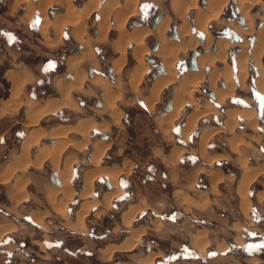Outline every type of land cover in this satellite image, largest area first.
<instances>
[{"label":"crops","instance_id":"0c3cea01","mask_svg":"<svg viewBox=\"0 0 264 264\" xmlns=\"http://www.w3.org/2000/svg\"><path fill=\"white\" fill-rule=\"evenodd\" d=\"M32 1L36 3L37 6H31L28 3H20L15 5V2L12 1L9 5L0 10V122L1 124L5 123L3 128L0 130V140L3 136L7 138L8 134L12 135L15 131V126L16 129L18 128L16 124L26 127L17 143L12 144L9 146V148H7V151H9V158L0 166V185L6 187L5 196L8 201L7 203L11 206H15L16 202L18 201L24 202L25 200L29 199H39L41 201H46V204L44 205L37 204L31 206L26 216H28V218H30V220H32L34 223H36V221H34L35 219H40V225L49 223V221H51V223L59 227L61 236L66 234L65 239H63V241L59 240L55 244V247H58L59 249L64 248V254H67L69 258L62 257L63 259H61V257L57 255V261L52 264H150L148 261L150 258H152L151 264H155V262H163V264H201L199 260H201L202 257L211 259L204 264H239L241 256L234 252V249L237 248H243L247 250V256H245L246 259H257L258 251L256 250L264 249V209L259 214L261 217L260 220L251 216V206L248 210V215H245L240 208L241 198L236 190L242 173L241 161L243 159L241 156L242 153L247 152L249 147L244 143V138H246L247 135L256 136L257 134L251 130L250 127V131L240 130L238 125L239 121L248 120L247 117L241 116L239 114L240 110L247 109L253 110L255 112L257 111L258 116L264 118L262 114L264 97H262L260 91H256L258 94H260L262 100L261 105H258L256 110L246 102L241 105H237L232 102L229 103V100L233 95V90L231 93H229V88L232 85L231 83L226 82H229L230 80H224L220 75L214 77L217 75V72H222L227 69L225 62L223 63L222 61L218 60V62L222 63L220 68L212 67L209 70H205V72L201 69V67H204L205 65H213L217 61L216 60L213 62L206 59L215 55L218 50L216 41L223 39L222 37H216L214 39V51L205 52L203 55L196 53V67L193 69H185L180 74H177L175 65L173 66L174 68L172 67V69L169 70L165 64V57L167 58L173 51L176 57L173 60L175 63L179 52L184 53L188 50H193L197 43H200V40H198L195 35L191 34L197 39V42L194 46L183 48L182 45H179L180 43L186 45L190 36L189 32L187 35L183 36L178 33L179 14L182 13L186 19L185 11L188 8L197 9L194 15L195 24V17L198 10L204 9L206 6L204 8H200L198 0H168L167 3L157 0L159 2L158 10H160L159 20L157 22H153V25L142 23L127 27L128 20L140 13L139 0H133V2L132 0H83L80 7L75 6V4H72L71 2H66L64 4V9L61 12L53 16H48V18L45 17L43 11H47V9L51 6L49 0ZM99 1L100 3L98 5ZM175 1L179 3L177 6L173 4ZM194 2L197 5L196 8L193 4ZM21 5H23V7H20ZM31 7H33L32 12L39 15L36 30L39 40H41L45 46L55 47L59 45L61 33L65 27H68L69 29L68 31L71 41L79 44V48L76 50V52H69L63 56V66L66 72L65 76H60L61 74H55L51 80H45L42 77H39L36 74L37 72L31 68L28 60L25 58L24 53L29 52V50L25 51L14 46L15 41L18 40L19 37V34L15 31L16 17L23 16L26 23H28L30 19L26 18L24 14L29 13ZM126 7L128 9H126ZM73 9L77 10V12H81L85 9L87 10V13L81 18H77L75 15L71 16ZM95 10L99 12V18L94 23L96 31L94 33H89L87 32V18ZM115 14L116 20L122 14L123 16L125 15L124 37V33L120 35L121 32H124V30H119L116 25L117 23H114L116 22L114 18ZM70 16L71 18L75 17L76 19L72 18L71 20L69 19ZM181 20H183L182 17ZM163 22L166 25L163 33L161 34L157 28L159 24ZM172 22L175 25V36L166 37V30ZM185 22V28L189 30L190 26L188 27V21ZM60 23L62 28L61 33L58 34L57 25L59 26ZM106 23L107 26L104 25ZM206 24L207 21L205 25ZM76 25L79 28H77ZM195 27L198 29L196 24ZM78 29L79 31H77ZM111 29L114 30V36L109 38L108 33ZM49 30L52 32V34H50ZM200 32L201 35H203V40H201V42L205 44L207 35L209 38L211 37L209 34H205L202 31ZM139 34H142L143 37L138 40L135 39L134 35L137 36ZM151 35L156 38L157 47L155 50L152 48L150 49H152L153 52L157 53L159 56L162 64V71L154 74L148 82V85H144L146 74L149 70V67L143 61V54L149 49V45L145 43V38ZM118 36H120V38H125L124 40L126 41L124 42L122 38L120 40ZM210 40L209 42H211ZM105 42L109 43V49L111 52V56H109L108 59V67L110 69L109 76L101 72V65L98 56L93 49V44ZM163 44L165 45V50H167L165 53L162 52ZM136 47L139 50H137ZM134 48L136 49L135 51H137V53L134 51ZM85 51L90 52L91 57L80 58L78 66L79 70L82 73L84 72L83 74L85 75V78L80 88H72L68 94L73 105H62L54 111H47L41 115V117H39L36 122L31 123L29 119L31 116H36L34 113L39 114L44 108L46 109L49 106H53L62 101L63 94L59 91L56 85L57 81L58 79L66 81L68 79L72 80L74 78V73L67 71V60L70 57L81 55ZM137 54L140 55L145 69L140 75L137 84L133 86L130 85L131 80L129 78H131L132 73H134V68L139 64V58L136 57ZM43 55L52 56V54L49 52H44ZM128 56H130L132 60V63L129 66L127 64ZM199 57L205 59L202 65L198 63ZM118 59H121L123 62L121 64V69L116 72L113 70L114 66L112 65L114 64V61ZM169 71L172 72L171 77L169 76ZM121 72L126 75L125 82L126 91L128 94L123 92L124 89L121 90L119 80L111 78L115 77V74L117 75ZM214 72L215 74L213 75ZM99 73L102 81L96 82L93 80V77ZM219 78L222 79L221 87L216 86V82ZM160 82L163 85L160 86V91L158 90L156 97L151 101V104H149V98L152 97V92H154L153 88L156 89L159 84H161ZM194 82L196 83V86H198L201 82H205L208 88L212 91V98L216 103H213L205 98L202 100H197L192 93L196 87H193ZM39 83L42 85L40 87L41 89H46V93L31 94L27 92L28 87H37ZM104 84L107 87H105ZM168 87L170 89L166 95V98L164 99L165 95H163V92H165ZM188 87L191 88L188 91H185L184 89H187ZM106 88H110L114 94H118L116 104L121 99L124 104L130 107L140 103L141 106L150 113V119L154 124V129L156 130L158 137H160L162 140L159 141L161 144L157 143V145H153L151 141H148L143 149L148 150V148H150L151 151L142 158L136 157L135 154L132 155L131 153H128L122 156V158H120L116 163H102V165H117L120 168H124L120 174H122L124 178H127L130 176V174H132L131 168H135V166H137L136 169L139 171L140 169L145 168L148 163H150L149 160L152 157H156L160 163L158 166L156 165L155 168L152 169L151 173L161 178L162 181L159 183V185L163 186H160V189L155 190L156 192L152 194L150 192V188L147 189L145 186H139V180L135 179L132 181L129 179L132 184L131 188L135 191L137 200L125 202L123 207L120 208V201H123L122 196L124 195V190L117 185L119 188H121L119 192L120 194L118 193L117 196L115 195L112 198H115L113 205L115 206L116 204V208L119 210V217L116 219L113 218L114 216L112 217L106 215V226L114 229V227L119 224V228L122 227L121 229L126 233V235L118 240L103 242L100 241L97 243L98 238H100L99 240L104 239L103 236L96 235V230H100V227H102L100 224L101 220L98 219L100 217L98 216L101 214L105 215V208L102 206L100 200L103 193L106 190L111 189V185L107 177L98 175L94 180L99 182V185L95 188L93 180V188L91 193L97 189V192H99V197H91L88 199L86 197L81 198L79 193L85 189L83 176H85L88 171L94 168V166L89 162L91 151L93 149V143L96 140H103L108 143L109 147L110 137L106 134V132L109 130V128L112 130L116 129L119 125L112 123L111 116L108 111H100L104 105V97H106L104 94H106L107 91ZM73 92L96 98L93 99L92 104H87L86 106L91 108L92 105H94L96 110L100 113H103L104 115H97L99 117L96 119L90 114H84V116H79L75 120L67 122L54 121V118L57 116V114L63 112L62 110H71L78 113H81L84 110V106H82L79 99H76L73 96ZM218 92H226L229 94L226 95L225 93L224 95L226 96L223 95L224 98L219 99ZM97 95H99V99L96 97ZM28 101L33 102V107H27ZM158 109L160 111H158ZM20 110L22 111V116L18 117L21 112ZM231 113H236L234 118L228 116ZM171 114H173V116H171ZM81 119L89 121L91 120V122L96 124L104 122L107 124V128L104 130L95 128L98 133L97 137H91L89 132V143L84 146L85 148L90 145L89 147H91V150L89 154L85 155L83 153L84 148L78 149L70 144L67 145L62 151L57 168L49 158L41 160L40 164H35L40 150L46 146H51L52 142L55 140L51 135V129L55 130L56 127H58L56 129H59L63 128V126L74 127ZM142 119L144 118L135 116L132 120L130 129H133V132H131L130 138L133 142H138L139 136H141L139 132L142 129L139 127V124L140 121H143ZM178 121V130L176 131V134H174V137L172 130L174 126L177 125ZM248 124L251 123L247 122V125ZM93 129L91 128L90 131ZM31 130L43 132V134L39 137L37 143L30 146L27 157L29 161L26 163V159L22 158L20 150L23 140L30 132H32ZM146 131L150 132V130L145 129L143 134H151L147 133ZM102 134H105L106 137H103ZM66 138L70 142H77L81 140V136L74 131H69L66 134ZM45 139L48 141L44 142ZM1 156L3 157L4 155L1 153ZM67 157L74 158L73 164L75 162L83 164V169L80 176L81 181H79L76 188L71 185L70 181L73 174V164L71 177L69 179V185L73 190V195L76 194L80 199H82L79 204L95 199L99 200V203L92 206L88 210L89 212L92 209V216H96L93 220L95 221V226L88 224L85 219H83V227H79V225L76 224L77 213L80 209L79 206L71 214L68 213L67 207L64 209L65 213L56 209L58 207L57 205L62 201V195L60 192L55 193L53 191L61 187V181L59 180L58 175L64 168V161ZM84 159H86L89 165L84 163ZM244 159L247 163L248 169L252 170L255 168H260L261 173H263V168L260 166L258 167V165L250 166L247 162L248 158L246 157ZM22 164H26L25 168ZM125 170L127 171L125 172ZM37 176H42L43 179L37 181ZM255 178H257V176ZM55 180H57L58 183H56ZM36 181L37 184L40 185L39 188H41L39 194H36V191L33 188ZM226 188H229L230 190ZM91 193L87 197H90ZM51 196H54V200L51 199ZM263 197L264 184L253 190L251 199L255 200L256 205L262 200ZM84 198H86V200H84ZM167 201H172L179 206V209L183 213V216L180 219L173 220L161 218L162 209L164 210L162 206L164 207ZM188 201H190V203ZM228 201L236 205L237 210L235 213H231L226 209ZM69 202L70 201L67 203ZM216 204L220 205L218 208H222L219 209L218 213H220L221 217H224L221 219L220 223L216 219L212 222V225H206L200 222L201 216L198 215L208 212L212 207H215ZM131 209L137 211L135 216L132 214L134 219L132 216L133 222L131 221V228H142L144 232L145 228H148L165 235L166 241H163L164 244H162L163 242L161 241L156 244L149 239L139 238L136 246L139 245L140 249L143 251H136V246L131 250L120 248V246L123 244L122 242L128 238V236H130V229L125 226L123 216L127 210ZM143 212L151 215V217H148L149 220L147 221V225L136 222V218ZM51 218H54L53 221ZM160 223H162V226ZM68 224L69 226H67ZM5 225L6 224H0V228L3 230L2 235L6 234L4 233L5 229L3 227ZM71 225L78 226L76 229H71ZM244 228L250 230L252 233H256L254 236H252L254 241L252 239L244 238L242 235ZM256 229L260 233L255 231ZM178 230L188 233L191 236V240L186 244L190 248L194 249V251H198L196 247L198 241L205 244V253L201 254L202 257L188 256L187 252L184 251L186 244L182 240H177L178 236L174 235V231L178 232ZM209 231L214 232V234L219 232L218 240L211 239L209 236ZM144 232L141 234V236L145 235ZM102 235L104 234L102 233ZM197 236H201V238L197 240ZM67 242H71L73 245L69 248L63 246L67 244ZM108 247H111L114 250H112L110 258H105L104 250ZM207 247H209V249H207ZM223 247L224 249H217ZM94 248L95 250L93 251ZM133 251L136 252L133 253ZM175 252L181 253V255H179V257L176 259H172V255ZM262 254L263 257L261 258V262L264 264V253ZM94 255L96 256L95 259L92 258Z\"/></svg>","mask_w":264,"mask_h":264},{"label":"rangeland","instance_id":"374dc122","mask_svg":"<svg viewBox=\"0 0 264 264\" xmlns=\"http://www.w3.org/2000/svg\"><path fill=\"white\" fill-rule=\"evenodd\" d=\"M12 1L15 2L16 4H20V3H28L31 6H37L36 3H34L32 0H0V10H2L3 8H5L7 5H9ZM101 1V0H100ZM100 1L98 2V5L100 3ZM143 2V5H147L148 7H152L155 6L157 8V12L158 14H160V10H158V1L157 0H139V10H140V2ZM164 3H167L168 0H161ZM209 0H198V4L201 8H207ZM219 3H222V1L224 0H218ZM242 0H226V2L223 3V6L220 8L219 14L217 15V17L215 18H210V20H207V24L205 25L204 28H196L195 24H194V15L196 12V9L194 8H188L185 11V17L183 16L182 13H180L181 17L183 18V20L188 21V27L190 26L189 30H187V32H189V35H195V37L200 40V43H197L196 47L193 50H188L184 53L179 52L177 59L175 60V63L173 62V66L175 65L176 70H177V74H180L182 71H180L183 67H187V69H193L191 61L194 57V54H190V52H194L197 53L199 55H203V53L205 52H211L214 51L213 47H214V39L216 37H222L223 39L226 40V44H225V59L224 60H220L219 58L212 60L213 62L216 61L213 65L211 66H207L205 65L204 67H201V69L205 72V70H209L212 67L215 68H220V66L222 65V63L218 62V60L222 61L223 63L225 62V66H227V68L229 69V76H230V81L226 82V83H231V87L229 88V93L232 92V96L231 99L229 100V103H235L237 105H241L243 103H248L249 105H251L252 107L255 108V110L257 109L258 105H261L262 100H261V96L260 94H258L256 91H260L262 97H264V81L262 82V85L260 87L257 86L256 88V79L259 77V73H260V67L261 69L264 71V37H258L257 33H258V28L262 26V24H264V0H253L251 1V3L248 4V9L245 12V15L247 16V19L244 17L243 13L239 11V3ZM49 2L51 3V6L47 9V11H43L44 15L46 18H48V16H53L59 12H61L64 9V4L67 2H71L72 4H75V6L80 7L83 0H49ZM7 3V4H6ZM175 6H177L179 3L178 2H174L173 3ZM194 4L196 5V3L194 2ZM197 6V5H196ZM20 7H23V5H21ZM204 8V10H205ZM33 11V7H31L30 12L24 14L26 18L30 19V21L28 23H26L25 19L23 16H18L16 17V21H15V31L16 33L19 34L18 40L15 41L14 46L21 48L25 51L29 50V52H25V58L28 60L29 65L31 66V68L33 70H35V72H37L36 74L39 77H42L45 80H51L53 78V76L55 74H61L60 76H65L66 72L64 70V66H63V56L65 54H68L69 52H76V50L79 48V44H76L74 42L71 41L70 39V35H69V29L68 27L63 28L62 33H61V28L62 25L61 23L59 24V26L57 25V33L60 34L61 33V39L59 40L60 44L55 46V47H47L43 44V42L41 40H39L38 37V33H37V22L39 20V15L35 14L32 12ZM181 12V11H180ZM72 13L75 14V16L77 18H81L82 16H84L87 13V10L81 11V12H77V10L73 9ZM242 17L244 22L241 23L239 21V17ZM136 18V20L142 19V13L140 10V13L138 15L133 16ZM99 18V12L97 10L93 11L89 17L87 18V32L89 33H94L96 31V27L94 26L95 21ZM148 22L153 25L154 21H150V18L147 19ZM196 19V17H195ZM180 21V19H179ZM247 22V24H246ZM149 23H145L150 25ZM179 23V22H178ZM171 25H173V27L171 28ZM204 32L205 34H209V36L212 39L210 40L211 42L204 44L203 42H201L203 35H201V32ZM217 32L219 33V35H214L213 32ZM50 34H52V32L49 30ZM236 33L238 36L237 40L233 39V34ZM166 37H173L175 36V25L173 24V22L168 26L166 33H165ZM188 34V33H187ZM181 35H186V33H181ZM191 35V36H192ZM109 38L114 36V30H110L108 33ZM208 36V35H207ZM156 38L151 35L149 37L145 38V43H147L149 45V49L147 52H145L143 54V61L145 62V64L149 67L148 69L152 70L155 67H157L159 64H161V60L159 58V56L157 55V53L153 52L151 48V45H156ZM93 49L96 52L100 65H101V72L104 73L105 75L109 76L110 74V69L108 67V59L109 56H111V52L109 49V43L105 42V43H95L93 44ZM129 50V47H128ZM44 52H49L52 54V56H44L43 53ZM215 53V52H214ZM239 54H242L243 57V66L245 67V72L243 74L242 77H238V64H237V56ZM129 55V54H128ZM176 58V57H175ZM181 61V65L180 67L177 65V63ZM151 62L153 64H151ZM132 63V60L130 58V56H128V66ZM143 64V62H142ZM144 66V64H143ZM162 66V64H161ZM121 69V68H120ZM119 69V70H120ZM145 69V67H144ZM118 70V71H119ZM148 70V71H149ZM116 71V72H118ZM147 71V72H148ZM142 74V73H141ZM221 76L223 77L224 80H226L224 78V76L222 74H217L216 76ZM233 75V78H232ZM125 76L122 72L120 74H115V77H111V78H115L117 80H119V84H120V88L121 90L124 89V93L128 94V92L126 91V82H125ZM150 77V76H149ZM40 81V80H38ZM139 81V80H138ZM150 81V80H149ZM147 78L145 79V84L144 85H148ZM47 82V81H46ZM41 83V82H40ZM38 84L37 87L31 86L27 88V92L31 93V94H35V93H46V89H41L40 87L42 86L41 84ZM222 79L219 78L216 82V86L221 87L222 86ZM105 85V84H104ZM196 86V83H193V87ZM105 87H107L105 85ZM192 87V88H193ZM191 87H188L187 89H184L185 91H188ZM108 89V88H107ZM110 89V88H109ZM182 89V88H181ZM195 90L192 91V93L194 94L195 98L197 100H202V99H207L213 103H216L214 101V99L212 98V91L208 88L207 84H205V82H201L199 83L198 86H196L194 88ZM111 91V89H110ZM229 93H226V95H228ZM114 103L116 104V101L118 99V94L115 93L114 94ZM167 93L164 96V99L166 98ZM224 95V96H226ZM73 96L76 99L80 100V103L82 104V106H84V110L81 113L75 112V111H69V110H62L63 112L57 114V116L54 118V121H58V122H67V121H71V120H75L77 117L79 116H84V114H90L91 116H94L96 119L99 116H103V113H100L96 110V107L94 105H92L91 108H88L86 105L87 104H92L93 98L91 96H87V95H83L81 93H77V92H73ZM98 99L100 98L99 95L96 96ZM223 97V96H222ZM222 97L218 98L221 99ZM224 98V97H223ZM222 98V99H223ZM149 102V101H148ZM118 106L120 107V119L117 121H111L114 124H119L117 126L116 129L112 130L109 128V130L106 132V134L110 137V145L108 147V143L107 147L105 148L103 154L104 156H101V163L104 164H111V163H116L118 162V160L120 158H122V156L131 153L132 155L135 154L136 157H144L146 154L150 153L151 149L148 148V150H144L143 148L145 147V144L148 143V141H151L153 143V145H157L161 144L159 143V141H161L162 139H160V137H158L156 130L154 129V124L152 122V120L150 119V113L148 111H146L140 103L135 104L134 106H128L126 104H124L122 102V99L119 100V102L117 103ZM116 104V106H117ZM149 104H151V102H149ZM104 105H105V101H104ZM264 105V102H263ZM117 106V107H118ZM104 107V106H103ZM102 107V108H103ZM100 111H107L106 109H102ZM125 108H128V111H125ZM122 110V111H121ZM247 110V109H246ZM21 111V110H20ZM96 111V112H95ZM249 111V110H247ZM253 111V110H252ZM98 113V114H96ZM126 113L128 115H126ZM262 114L264 116V111L262 109ZM99 115V116H97ZM236 113H231L230 116L231 117H235ZM22 116V111L20 112V115H18V117ZM127 116V117H126ZM135 116H140L143 121H140L139 127L142 129L140 130L139 134L141 136H139V140L138 142H133L131 141L130 135L131 132H133V129H128L127 128V123H132V120ZM248 120H242L239 121V125L238 128L240 130H244V131H250L249 127L251 128V130H253L257 135H247L246 138H244V143L246 145H248V150L246 153H242L241 158L243 159L241 161V167L242 169H246L248 171L249 174H253V171L258 170L259 172L256 173L257 175H255V177L257 176V178H254L250 183H248L247 185V189L245 190L246 196L247 198L250 200L249 201V206L248 209L246 211L245 215H248V210L251 208V216L253 218H257V219H261L260 217V213L262 212V210L264 209V197L262 198V200L255 205V200L251 199L252 195H253V190L258 188L259 186H262L264 184V143H263V138H264V118L259 117L257 111H253V114L251 116V118H247ZM121 121V123H120ZM170 122V121H169ZM247 122L251 123L247 125ZM102 124V128L100 129H106L107 128V124L101 123ZM5 125V123L0 122V130L3 128V126ZM17 125V129L15 126V131L13 132V134H8L7 138H5L4 136L1 138L0 140V166L5 163V161L9 158L8 154L9 151H7L9 148V146H11L12 144H16L17 141L20 138V133L24 132L26 127L21 126L19 124ZM22 127V128H20ZM93 129V128H92ZM99 129V128H96ZM148 129L150 130V132L147 133H151L148 135L143 134L144 130ZM178 130V125H175L172 132L173 135L176 134V131ZM91 137H97L98 133L97 130H95V128L93 130H89ZM41 136V135H40ZM175 137V135H174ZM148 138V139H147ZM150 138V140H149ZM173 138V137H172ZM178 140V139H177ZM48 140L45 139L44 142H47ZM38 142V141H37ZM255 142V145H254ZM89 143V142H88ZM87 143V144H88ZM85 144V145H87ZM84 145V146H85ZM8 146V147H7ZM80 147L78 149H82L84 148ZM90 145H88L87 147H85L83 149V153L85 155L90 153L91 147H89ZM66 148V147H65ZM76 148V147H75ZM4 155L3 157L1 156ZM62 153V152H61ZM61 156V154H60ZM59 156V159H60ZM248 158L247 162L248 165L253 166V165H258V167L260 166L261 168H263V173H261V169L260 168H255V169H248L247 167V163L245 161L244 158ZM71 159V171H72V164H73V157H70ZM59 162V160H58ZM150 163H148L145 168L140 169L139 171H137L136 167L135 168H131L132 174H130V176H128L127 178L122 175V174H118L116 177V184L118 186H120L123 190H124V195L123 197V201H120V208L123 207V204L125 202H131L132 200H137L136 199V195H135V191L131 188V182L130 180H139L140 184L139 186H145L147 189L150 188V192L153 194L154 192H156L155 190L160 189L159 183L162 181L160 177L155 176L153 173H151L152 169L155 168V166L159 165V161L158 159L155 157H152L149 160ZM84 163H86V165H89V163L86 161V159H84ZM242 163H244V167L242 166ZM82 165L79 162H75L73 164V174L72 177L70 179L71 181V185L76 188L79 181H81V172H82ZM25 168V166H24ZM124 169V168H123ZM123 169H121L123 171ZM128 171H130L129 169H127ZM125 170V172L127 171ZM30 172V171H29ZM261 173V174H260ZM45 174V173H44ZM43 174V175H44ZM163 174V173H162ZM260 174V175H259ZM242 175V173H241ZM120 177H123V181H120ZM241 178V177H240ZM42 176H37V181L38 180H42ZM95 179V178H94ZM93 179V180H94ZM130 179V180H129ZM36 183L34 184L33 188L35 189V193L39 194L40 193V189L39 186ZM69 183V182H68ZM122 183V185H121ZM30 184V183H29ZM94 185L95 188L98 187L99 182H97L96 180H94ZM163 186V185H162ZM161 186V187H162ZM166 186V185H165ZM248 187H249V195H248ZM92 188H93V181H92ZM120 188V189H121ZM152 188V190H151ZM5 186L0 185V224H6L4 227L6 234L2 235V231L0 228V264H52L54 262L57 261V255H59L61 257V259L66 258L69 256L67 254H64V248L59 249L58 247H55V244L61 240L63 241V239H65V235L61 236V233L59 232V227L53 223H51V221H49V223H44L42 225L41 224V220L40 219H35L34 221H36V223L32 222V220H30V218H28V216H26L28 210L30 209L31 206L37 205V204H41L44 205L46 204V201H41L39 199H29V200H25L23 201H18L16 202L15 206H11L9 205L5 196ZM222 189V188H220ZM229 189V188H226ZM230 190V189H229ZM92 191V190H91ZM107 191V190H106ZM228 191V190H227ZM53 192H58V191H53ZM91 193V192H90ZM120 194V193H119ZM88 196V195H87ZM85 196L87 199L91 198V197H99V192H97V189L91 193L90 197ZM117 196V195H116ZM250 196V197H249ZM54 197V196H53ZM86 198H84V200H86ZM115 198H111L110 200V206L108 208L105 209L104 214L105 215H99L98 219H100V224L102 225V227H100L101 229L96 230V235L98 236H103L104 239L99 240L100 238H98V242L100 241H110V240H118L121 237L125 236L126 233L124 231H122V227L119 228V224H117V226L113 228L106 226V220L105 217L107 216H114L113 218H118L119 217V210L116 208V204L115 206L113 205V201ZM54 200V199H53ZM70 202L67 203L68 201H65L63 203L64 207H61V203L58 204L57 206L60 208V212L65 213L64 209L65 207H67L68 209V213L71 214L73 213L74 210H76V208H78L79 203L82 201V199H80L76 194L72 195L71 199L69 200ZM101 201V200H100ZM67 203V205H66ZM84 204H91L92 206H94L93 204H97L99 203V200L95 199L92 201H86L83 202ZM122 204V205H121ZM253 204V205H252ZM66 205V206H65ZM92 206H90L89 208H91ZM114 206V207H113ZM220 207V205L216 204L215 207H212L208 212L203 213L202 215H198L201 216L200 218V222H202L203 224H211L212 222L215 221V219L220 223L221 219L224 217L220 216V213H218L219 209L222 208H218ZM88 208V210H89ZM162 208H164V210L162 209L161 218H167V219H180L183 216L182 211L179 209V206L172 202V201H167L166 205ZM57 209V208H56ZM226 209L228 211H230L231 213H235V211L237 210L236 205L234 203H230L228 201L227 205H226ZM63 210V211H62ZM87 213L83 210L82 212V222L83 219H85V221L88 224H91L93 226H95V221L94 217L96 216H92V209ZM242 210V209H241ZM243 211V210H242ZM137 211H134L132 214L135 216ZM86 214V215H84ZM131 214V215H132ZM160 215V216H161ZM259 215V216H258ZM133 216V219H134ZM148 217H151L150 214H146L145 212L141 213L137 218H136V222L139 224H148L147 221L149 220ZM52 221L54 218H51ZM56 219V218H55ZM132 219V222H133ZM132 222H131V226H132ZM160 225L162 226V223H160ZM75 226V225H74ZM98 227V226H97ZM157 227V226H155ZM134 230H138V228H133ZM255 231H258L257 229ZM9 232V233H8ZM102 233L104 235H102ZM145 235L141 236L139 238H145V239H149L151 241L153 240H158V241H166L165 235H162L158 232H155L154 230H150L148 228H145ZM218 233L216 232L214 234V232H210L209 231V236L211 237V239H216L218 240ZM227 233V232H226ZM224 233V234H226ZM258 233H260L258 231ZM64 234V233H62ZM254 234L256 233H252L250 230L244 228L242 231V235L244 236L245 239H252ZM174 235H177V240H182L185 244L188 243L191 240V236L188 233L182 232L180 230L174 231ZM64 237V238H63ZM67 237V236H66ZM226 237V235H225ZM161 239V240H160ZM176 239V238H174ZM139 241V239H138ZM254 241V240H253ZM39 246H37V245ZM164 244V242L162 243ZM184 244V245H185ZM73 245V243L71 242H67V244L63 245L65 247H71ZM45 246V247H43ZM205 246V244H204ZM137 249L136 251L142 250L140 249L139 245L136 246ZM143 248V247H142ZM134 249V248H133ZM207 249H209V247H207ZM217 249H224L223 248H217ZM95 250V248L93 249V251ZM136 251H133L136 252ZM143 251V250H142ZM185 252H187L188 256H200L202 257V255L199 252L194 251V249L190 248L189 246H187V244L185 245ZM259 252V255L256 258H251V259H246L245 256H247V250L243 249V248H237L234 249V252L239 254L241 256L240 259V263L239 264H263L261 262V258L263 257L264 253V249L263 250H256ZM205 253V250L203 251V254ZM121 254V253H120ZM179 255H181V253H174L172 255V259H176L179 257ZM63 257V258H62ZM95 255L92 257L95 259ZM211 260L210 258H203L201 260H199V262L202 264L206 263L207 261ZM89 261V260H87ZM149 261V259H148ZM155 264H163V262H155ZM165 264V263H164Z\"/></svg>","mask_w":264,"mask_h":264},{"label":"bare ground","instance_id":"6f19581e","mask_svg":"<svg viewBox=\"0 0 264 264\" xmlns=\"http://www.w3.org/2000/svg\"><path fill=\"white\" fill-rule=\"evenodd\" d=\"M251 1H253V0H242V1L238 2L239 3V11L241 10L240 12L243 13V15H244V17L246 19H247V16L245 15V12L248 9V7H249L248 4L251 3ZM132 2H133V0H132ZM224 2H226V0L222 1V3H219L218 0H209L208 3H207L208 7L205 8V10L204 9H199L198 10V12L196 14V21H195L196 26L198 28H204L205 27V23H206L207 20H209L210 18L217 17V15L219 14L220 8L223 6V3ZM128 3H129V1H128ZM194 6H195V8L197 7L195 4H194ZM129 8H131V7H129ZM126 9H128V8L126 7ZM118 11H119V9H118ZM71 14H72L71 16L75 15L74 13H71ZM71 16H70L69 19L72 20L73 17L71 18ZM124 16H123V14L121 16H119V17L117 15L118 18L116 20V14H115V17L114 18H115L116 22H114V23H117L116 25L119 28V30H124L125 29L124 28V21H125V17ZM67 17H69V16H67ZM178 17H179L180 21L178 23V30L177 31L180 34L181 33H186V35H187L188 32H187V29L185 28L186 27L185 26L186 25L185 24L186 22L184 20H181L180 14H179ZM107 23H108V21H107ZM107 23L104 24V25L107 26ZM246 24H247V22H246ZM165 25L166 24L163 22V23L159 24V26L157 28V30L161 34L163 33V30L165 28ZM77 28H79V27L77 26ZM77 31H79V29ZM98 31H100V30H98ZM135 32H137V31H135ZM122 33H124L123 34V37H124L125 30H124V32H121L120 35H122ZM257 36L258 37H264V24H262V26L258 28ZM80 37H81V35H80ZM118 37L120 38V36H118ZM134 37H135V39L138 40V39H141L143 36H142V34H139L137 36L134 35ZM121 38H120V40H121ZM118 39H117V41H118ZM122 39L124 40L125 38H122ZM123 40H122V43H123ZM125 41L126 40H124V42ZM205 41H206L205 44L207 45V43L209 42V37L208 36H207V39ZM196 42H197V39L194 36H191L190 35L189 36V39H188V42H187L186 45L185 44H181V43L179 45H182L183 48H186L188 46H194L196 44ZM225 42H226L225 39H219V40H217L216 41L217 46H218L217 52L215 53L214 56L208 57L206 60H211L212 61L213 59H216V58H219L220 60H224L225 59V44H226ZM123 45H124V43H123ZM164 46L165 45L163 44V48H162V52L163 53H165L167 51V50H165ZM121 50H123V49H121ZM135 50L136 49L134 48V51ZM137 50H139V49L137 48ZM135 52L137 53V51H135ZM135 52H134V54H135ZM138 53H139V51H138ZM85 57L90 58L91 57V53L85 51L81 55L68 58L67 64H66L67 65V69H68L67 71L68 72L70 71V72L74 73V78L72 80H69V79L66 80L67 82L64 81V80H62V79H60V80L58 79L56 85H57L59 91L63 94L62 101L60 103H57V104L53 105V106H49L46 109L44 108L42 110V112H40L39 114L34 113V115H36V116L35 117L31 116V118L29 119L31 123L36 122L39 119V117H41V115H43L47 111H54L58 107H60L62 105H65V106H72L73 105L72 100L69 98L68 94H69L70 89H72V88H80L81 87V84H82V82H83V80L85 78V75L83 74L84 72L82 73L79 70L78 66H79V59L80 58H85ZM136 57L139 58V64H138V66H136L134 68L135 69L134 70V73H132L131 78H129L131 80V82H130L131 84L130 83L129 84L130 85H133V86H135L137 84V82L139 80V77H140L141 73L144 71V67H145L142 64L140 55L137 54ZM165 59H166L165 60V64H166L167 68L169 70H171L172 67H173V60L175 59L174 51L167 58L165 57ZM242 60H243L242 54H239L237 56L238 77L239 78L242 77L243 74H244V72L246 71L245 70V67L243 66L244 64H243V61ZM204 61H205L204 58H202V57H199L198 58V63L200 65H202V63ZM122 62L123 61L121 59L115 60L114 61V64L112 65V66H114L113 70L118 71L121 68ZM171 74H172V72L169 71V76L170 77H171ZM214 74H215V72L213 73V75ZM217 74H222L227 81H229L231 79L230 76H229V69L228 68L226 70L222 71V72H217ZM99 75H100V73L98 75L96 74L93 77V80L96 81V82L102 81V78ZM159 80H161V79H159ZM165 80H167V79H165ZM263 81H264V71L260 67V73H259V77L256 79V85L258 87H260L262 85V82ZM162 85L163 84L161 83V84H159V86L156 89L153 88L154 92H152L153 94H152V97L149 98V102H151L156 97V95L158 93V90H159L160 86H162ZM226 92H218L219 97H222ZM105 95H106V97H104L105 98V100H104L105 101V105H103L104 107L102 109H106L110 113V116L112 118V121H117L118 122V120L120 119V109L114 103V96H115L114 95V92L110 91V89L108 88L107 91H106V94H104V96ZM33 105L34 104H33L32 101H28L27 102V107H30L31 108V107H33ZM263 111H264V105H263ZM239 114L241 116L250 118L252 116V114H253V111L252 110H249V111H247V110H240ZM171 116H173V114H171ZM228 116H230V115H228ZM60 127H62V126H60ZM56 128H58V127H56ZM56 128H55V130L51 129L52 130L51 135L55 139L54 142H52V145L51 146H49V147L46 146L43 149H41L39 153L37 152L38 155H37V160L35 161V164H40L41 163V160H44V159L49 158L51 160V162H53L54 166L57 168L59 156H60L61 152L65 149V147L67 145H70L71 144V145L75 146L76 148L83 147L89 141V138H88L89 130L91 128H99L100 129V128H102V124L101 123L100 124H96L94 122H91V120L89 121V120L81 119V120H79L77 122V124L74 127H66V126L64 127L63 126V128H59V129H56ZM31 131L32 132H30L27 135V137H25V139L23 140V142L21 144V150H20L21 151L22 158L23 159L24 158L26 159V163H28V161H29L27 157H28V150H29L30 146L33 145V144H35V143H37L40 135L43 134V132H38L39 129H38V131H35V130H31ZM69 131H74L75 133L79 134L81 136V140H79L77 142H70L69 140H67L66 134ZM44 133H45V131H44ZM232 138H233V135H232ZM232 138H230V139H232ZM234 143H235V141H234ZM106 147H107V144L103 140H96L93 143V149L91 151V157H90V161L89 162L91 163V165L94 166V168L91 169L88 172L86 171L87 173L85 174V176H83L84 183H85V186H84L85 189H83L79 193V196L81 198L89 195L90 192H91V190H92V181H93V179L96 176H98V175H103V176L107 177L108 180H109V183L111 185V187H110L111 189H109V190H107V191H105L103 193L102 198H101V201H100L101 204H102V206L105 209L110 206V200H111V198L114 197L115 195H117L120 192V188L116 184V177H117L118 174L122 173V170L121 169H123V168L118 167L117 165H113V166H104V165H102L100 159H101V156L103 155V152H104V150H105ZM21 156H19V157H21ZM71 159L72 158H70V157H67L65 159V161H64V168L60 171V173L58 175V178L61 181V187L60 188H57L55 190V191H58V192L61 193V195H62L61 200H62L63 203L65 201H69L71 199L72 195H73V190H72V188L70 187V185L68 183L69 182V178L71 176ZM19 165H20V163H19ZM22 165L25 166L26 164H22ZM242 166L244 167V163H242ZM258 172L259 171L256 170V171H253V174H249L248 171L245 168L242 169V175H241V178L239 179V183L237 185L238 187H237L236 190L239 193V196L241 198V200H240V208L243 210V212L245 214H246V211H247L248 206L250 204L249 203L250 200L247 198L246 193H245V190L247 189L248 183H250L255 178V175H257L256 173H258ZM51 197H52L51 199L53 200L54 197L53 196H51ZM62 202H60L61 203V207L60 208H63L64 207V205H63ZM188 202L190 203V201H188ZM93 205H95V204H93ZM90 206H92V205L91 204H84V203L79 204V208L80 209H79V211L77 213V223H76V224L79 225V227L80 226L83 227V222H82V212H83V210L85 212H87V210H88V208ZM60 208L57 207L58 210H60ZM133 212H134V209L127 210L124 213V216H123V220H124L125 226L130 229V232H129V235L130 236H128V238H126L122 242L123 244L121 243L122 245L120 244L121 245L120 248H123V249H126V250L133 249L136 246L140 235L144 232V230L142 228H138V230H134V229L131 228L130 225H131L132 216H133L131 214ZM37 222H38V220H37ZM78 225H75V226L74 225H71V229H76ZM67 226H69V224ZM199 238H201V236H197L196 239L199 240ZM109 246H111V245H109ZM196 247L198 249L197 252H199L200 254H203L204 244L198 241ZM112 250H114V249L111 248V247L106 248L104 250V257L105 258H110L111 254H112ZM151 261H152V258L149 259L150 264H151Z\"/></svg>","mask_w":264,"mask_h":264},{"label":"trees","instance_id":"16d2710c","mask_svg":"<svg viewBox=\"0 0 264 264\" xmlns=\"http://www.w3.org/2000/svg\"><path fill=\"white\" fill-rule=\"evenodd\" d=\"M140 10H141V13H142V16H143V18L142 19H137L136 20V18L135 17H131L129 20H128V22H127V27H131V26H133V25H138V24H142V23H149L148 22V20H146L145 18H147V19H149L150 18V21L152 20V21H154L155 20V18L158 16V12H157V8L155 7V6H152V7H145V5H143V2L141 1L140 2ZM150 24V23H149ZM173 27V25H171V28ZM213 32V34L214 35H219V33H217V32H214V31H212ZM155 47H156V45H151V48L154 50L155 49ZM190 54H194V52H190ZM151 64H153L152 62H151ZM177 65L180 67V65H181V61H179L178 63H177ZM185 69H187V67H183L180 71H182V70H185ZM160 71H162V66H161V64H159L157 67H155L154 69H150L148 72H147V74H146V78H147V80L149 81L150 79H151V77L154 75V74H156L157 72H160ZM150 76V77H149ZM169 87L165 90V92H163V95H165L166 93H168L169 92ZM125 111L127 112L128 111V108L126 109L125 108ZM158 111H160L159 109H158ZM126 115H128L127 113H126ZM127 117V116H126ZM178 123H179V121L177 122V125H178ZM127 125V128H131V123H127L126 124ZM21 134L22 133H20L19 135L21 136ZM120 181L122 182L123 181V177H120ZM121 185H122V183H121ZM153 242H155L156 244L157 243H159V241H157L156 239L155 240H153ZM257 255H259V252H257Z\"/></svg>","mask_w":264,"mask_h":264},{"label":"water","instance_id":"95a60500","mask_svg":"<svg viewBox=\"0 0 264 264\" xmlns=\"http://www.w3.org/2000/svg\"><path fill=\"white\" fill-rule=\"evenodd\" d=\"M158 20H159V14H158V16L155 18L154 22H157ZM239 21H240L241 23L244 22V20H243V18H242L241 16L239 17ZM233 39H234V40H237V39H238V36H237L236 33L233 34ZM156 47H157V46H156ZM156 47H155V49H156ZM155 49H154V50H155ZM195 55H196V53H194V57H193V59H192V61H191V64H192V67H193V68L196 67V63H195ZM102 136H103V137H106L105 134H102ZM55 182L58 183L57 180H55Z\"/></svg>","mask_w":264,"mask_h":264},{"label":"snow or ice","instance_id":"6c2138e0","mask_svg":"<svg viewBox=\"0 0 264 264\" xmlns=\"http://www.w3.org/2000/svg\"><path fill=\"white\" fill-rule=\"evenodd\" d=\"M145 7H148L147 5H145Z\"/></svg>","mask_w":264,"mask_h":264}]
</instances>
